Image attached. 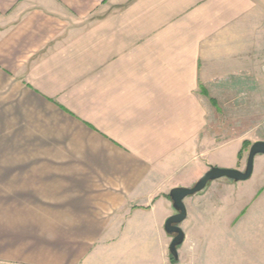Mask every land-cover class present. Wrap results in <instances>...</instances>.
<instances>
[{"label":"crops","instance_id":"crops-1","mask_svg":"<svg viewBox=\"0 0 264 264\" xmlns=\"http://www.w3.org/2000/svg\"><path fill=\"white\" fill-rule=\"evenodd\" d=\"M263 58L264 0H0V264H171L168 190ZM213 185L183 241L218 199L264 264V178Z\"/></svg>","mask_w":264,"mask_h":264},{"label":"rangeland","instance_id":"rangeland-1","mask_svg":"<svg viewBox=\"0 0 264 264\" xmlns=\"http://www.w3.org/2000/svg\"><path fill=\"white\" fill-rule=\"evenodd\" d=\"M261 58H259L260 61ZM262 65H264L263 61ZM244 75L245 81L236 87L232 84L228 92L229 95L220 99L219 117L216 118L215 122L216 131L221 133L218 139H222V141L229 139L230 141L219 142L216 139L213 150L198 155L188 162L179 172L177 180L183 183L179 186H192L196 179L211 166L244 170L250 145L257 140L264 141V72L260 74L247 72ZM223 136L228 138L223 139ZM239 151H241L240 155H238ZM208 160L213 162L204 168V172L198 176L191 172V168L199 164H205ZM263 178L264 154H256L253 159V170L248 179L237 183L225 177L215 179L208 182L214 184L209 194L214 195L215 199H217L216 194L230 192L229 194L234 196L240 192L238 189L239 184H247L251 187L253 183H261ZM221 182H229L232 185H229V187L217 185ZM189 196L183 199L184 205ZM209 208V213L204 211L205 215L201 210L196 212L197 215L194 219L195 233L190 240L183 241L181 247L182 257L180 261L178 257L176 262L179 261L180 264H248V259L257 258L259 250L253 246L248 247L247 245L243 248L241 245L236 246L235 244L240 241H255L254 222L247 221L244 217L245 222L241 224L242 231L238 232L230 226H239L240 223L238 224L236 221L241 219L239 216L234 217V213L230 216L232 207H224L222 203L219 205L217 199L214 206ZM187 222H189V217L180 222L179 226L186 230L188 228L185 226ZM190 223L192 224L191 220ZM186 246H191L192 251L198 252L197 259L191 260L190 249L189 247L187 249Z\"/></svg>","mask_w":264,"mask_h":264},{"label":"water","instance_id":"water-1","mask_svg":"<svg viewBox=\"0 0 264 264\" xmlns=\"http://www.w3.org/2000/svg\"><path fill=\"white\" fill-rule=\"evenodd\" d=\"M256 154H264L263 140L254 141L250 145L244 170L211 166L196 180L192 186H176L169 190L168 196L171 200L175 213L166 218L164 222V230L168 234L173 235L169 243L168 250L175 261L178 259L177 246L181 245L184 240V232L179 226V223L187 216L183 199L186 196L193 195L201 191L208 182L221 177L231 179L234 182L248 179L253 170V159ZM173 264H177V262Z\"/></svg>","mask_w":264,"mask_h":264},{"label":"trees","instance_id":"trees-1","mask_svg":"<svg viewBox=\"0 0 264 264\" xmlns=\"http://www.w3.org/2000/svg\"><path fill=\"white\" fill-rule=\"evenodd\" d=\"M243 143L245 144V142H243ZM240 154H241V151H239L238 155H240ZM170 259H171L172 264L176 263V261L173 259V257L171 255H170Z\"/></svg>","mask_w":264,"mask_h":264}]
</instances>
